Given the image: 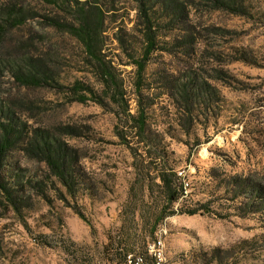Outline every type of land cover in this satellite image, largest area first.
Wrapping results in <instances>:
<instances>
[{"label": "rangeland", "instance_id": "obj_1", "mask_svg": "<svg viewBox=\"0 0 264 264\" xmlns=\"http://www.w3.org/2000/svg\"><path fill=\"white\" fill-rule=\"evenodd\" d=\"M185 4L171 23L163 18L170 51L153 54L144 73L143 147L129 127L122 131L128 145L116 135L122 121L112 111L91 101L67 103L56 88L15 78L24 58H32L64 85L93 81L77 41L47 24L46 15L64 12L44 0H0V123L13 117L16 125L0 157V183L10 193L0 189V264H123L126 253H145L159 228L164 264H264V0H245L247 16ZM101 5L104 51L117 62L135 114V68L116 40L138 42L131 30L135 3ZM219 70L227 83L212 77ZM190 77L211 87L193 98L191 116L178 90ZM39 133L75 151V198L26 152ZM144 148L156 159L144 158ZM162 162L188 185L158 219L165 205L157 178ZM191 208L198 211L179 212Z\"/></svg>", "mask_w": 264, "mask_h": 264}, {"label": "trees", "instance_id": "obj_2", "mask_svg": "<svg viewBox=\"0 0 264 264\" xmlns=\"http://www.w3.org/2000/svg\"><path fill=\"white\" fill-rule=\"evenodd\" d=\"M46 3L58 7L62 12L60 14L46 15L45 19L50 27L55 30L66 33L77 41L82 49V69L89 73L93 81L75 79L69 85L62 84L59 79L50 75L47 69L43 68L38 60L32 58H24V72L19 70L14 72L15 78L22 84L34 86H46L56 88L65 95L67 103L78 102L86 103L91 101L105 110L112 111L118 121H122V127L119 129L116 125V135L123 140V143L129 144L123 137L124 128L129 127L134 131L137 142L143 143V147L149 145L148 135L145 128L146 112L141 104L142 89L144 88V73L147 65L151 61V57L156 52H169L167 45V37L169 35L162 34L161 28L164 27L162 21L165 18L166 23H171L177 19L178 15L185 12L186 4L199 3L205 5L207 9L224 10L235 15L247 16L249 11L245 4V0H132L135 3V22L132 26V32L139 38L138 42H133L127 37L118 35L116 40L118 48L122 54L128 59V64L134 66L135 82L134 89L138 98L136 99L137 108L135 114L130 112L129 102L125 96L123 79L117 68V62L104 51V23L106 20V11L101 2L103 0H44ZM163 12V16L156 15V11ZM188 14H185V18ZM171 26L170 24H167ZM132 36V35H131ZM243 57V56H242ZM244 59L245 58H238ZM213 78L219 79L227 83V74L223 70H219ZM188 83H184L183 87H179L181 95L185 98L186 109L189 116L192 112V100L198 98L200 93L207 94L211 87L206 81L200 85L194 84L193 78L190 77ZM168 83V82H167ZM8 123H0L2 132L0 133V157L10 148L14 141L12 132L16 125L13 117L8 118ZM40 140L34 144L29 142L26 152H30L42 160L48 166V169L56 180L64 187L65 192L72 198H75L79 175L77 173V155L66 144L48 136L39 133ZM150 147V146H149ZM148 161L156 159L150 154V148H144ZM137 161V157H135ZM140 160H144L139 154ZM158 168L157 178L160 181L165 205L161 208L158 219L166 214V209L173 206L179 197L183 194L182 183L179 181L175 170L167 167L162 162ZM147 179L151 181L153 178L147 172ZM0 189L8 197L10 195L8 188L0 183ZM56 195L62 201L67 198L61 190L54 187ZM254 188L249 189L252 193ZM256 191L258 189L256 188ZM204 208V206H202ZM71 208L74 213L83 221H86L85 215L76 204H72ZM197 208L188 210H179L188 214H194ZM171 210L170 213H174ZM157 229L155 230V232ZM125 256V254H124ZM123 256V260H124Z\"/></svg>", "mask_w": 264, "mask_h": 264}, {"label": "built area", "instance_id": "obj_3", "mask_svg": "<svg viewBox=\"0 0 264 264\" xmlns=\"http://www.w3.org/2000/svg\"><path fill=\"white\" fill-rule=\"evenodd\" d=\"M181 174V173H180ZM188 182L182 178L183 191L186 189ZM185 192V191H184ZM163 231L159 228L154 237L146 243L145 253H126L124 256L123 264H164V241Z\"/></svg>", "mask_w": 264, "mask_h": 264}, {"label": "bare ground", "instance_id": "obj_4", "mask_svg": "<svg viewBox=\"0 0 264 264\" xmlns=\"http://www.w3.org/2000/svg\"><path fill=\"white\" fill-rule=\"evenodd\" d=\"M163 263H164V255H163Z\"/></svg>", "mask_w": 264, "mask_h": 264}]
</instances>
